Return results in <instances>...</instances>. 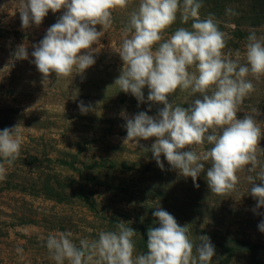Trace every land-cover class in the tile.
Here are the masks:
<instances>
[{
  "label": "rangeland",
  "instance_id": "obj_1",
  "mask_svg": "<svg viewBox=\"0 0 264 264\" xmlns=\"http://www.w3.org/2000/svg\"><path fill=\"white\" fill-rule=\"evenodd\" d=\"M137 3L133 0L128 8L114 11L112 27L101 37L104 47L93 66L72 78L57 80L52 73L45 83L32 62V46L64 9L49 10L39 26L33 23L24 29L20 0H0V130L20 125L23 136L19 159L0 181V264H55L45 246L49 234L70 231L78 243L96 238L101 230H113L118 221L137 232L136 253H144L148 229L159 227L153 216L157 207L172 214L181 226L190 225L194 241L201 235L210 237L216 250L212 264H264V232L258 229L264 215L252 210L257 201L250 195L246 173H239L240 183L231 196H217L207 184L210 164L197 178V188L163 155L162 170L151 151L123 142L126 118L141 111L155 116L163 107L147 101L146 86L144 103L111 87L123 68L113 48L119 46ZM202 4L200 18L213 14L219 28L231 37L225 51L243 53L252 31L264 36V0H202ZM190 24H183L178 16L165 36ZM20 44L26 45L28 59L13 58ZM249 79L255 91L237 115L256 116L264 131V76ZM195 98L177 90L168 99L187 107ZM81 102L91 105L86 114L78 107ZM155 139L139 143L150 149ZM260 146L264 148V138ZM260 159L264 163V155ZM258 211L264 213V208ZM18 248L23 252L18 253Z\"/></svg>",
  "mask_w": 264,
  "mask_h": 264
},
{
  "label": "clouds",
  "instance_id": "obj_2",
  "mask_svg": "<svg viewBox=\"0 0 264 264\" xmlns=\"http://www.w3.org/2000/svg\"><path fill=\"white\" fill-rule=\"evenodd\" d=\"M132 2L20 0L24 29L33 23L39 26L49 10L56 13L64 9L43 39L32 46V62L43 81L49 82L52 73L57 80L72 78L93 66L95 55L104 47L101 37L112 27L114 11L128 8ZM202 6V0H138L130 13L122 40L113 48L123 68L111 87L144 103L146 86L147 101L163 107L155 116L141 111L126 118L123 142L151 151L162 170L163 155L173 170L191 177L197 188V178L205 164H210L207 184L217 196H231L240 183L239 173H246L250 195L257 201L252 210L264 215L258 211L264 208V163L260 159L264 155L260 146L264 131L256 116L237 115L241 104L255 91L249 77L259 80L264 76V36L252 31L243 53L239 49L225 51L231 37L219 28L213 14L200 18ZM226 12L237 14L232 9ZM178 16L183 24L191 21L190 27H178L165 36ZM28 56L25 44L18 45L13 53L16 60ZM177 90L196 98L187 107L174 105L168 98ZM78 107L86 114L91 105L81 102ZM21 133L20 125L0 130V181L6 179L8 168L21 155ZM152 137L155 142L144 149L139 141ZM153 216L158 218L159 227L148 229L144 253H136L137 232L123 221L116 222L113 230H101L96 238H82L78 243L70 231L49 234L45 246L55 264H212L216 250L209 236L201 235L194 241L191 226H181L162 208L157 207ZM258 229L264 232V220Z\"/></svg>",
  "mask_w": 264,
  "mask_h": 264
}]
</instances>
